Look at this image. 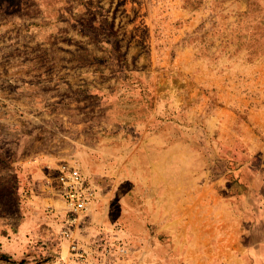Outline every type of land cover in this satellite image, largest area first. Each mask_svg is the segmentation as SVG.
Listing matches in <instances>:
<instances>
[{"label": "rangeland", "instance_id": "374dc122", "mask_svg": "<svg viewBox=\"0 0 264 264\" xmlns=\"http://www.w3.org/2000/svg\"><path fill=\"white\" fill-rule=\"evenodd\" d=\"M257 59L264 0H0V264H33V246L35 264H52L59 251L60 197L44 215L62 213L33 230V146L67 157L51 171L57 178L63 166H78L79 138L139 137L159 112L170 140L196 132L209 175L233 179L229 204L243 234L253 228L263 239L260 153L240 142L217 148L218 131L204 127L223 103L209 88L213 70ZM230 104L243 120L244 104Z\"/></svg>", "mask_w": 264, "mask_h": 264}, {"label": "crops", "instance_id": "0c3cea01", "mask_svg": "<svg viewBox=\"0 0 264 264\" xmlns=\"http://www.w3.org/2000/svg\"><path fill=\"white\" fill-rule=\"evenodd\" d=\"M220 69V73L213 70L217 84L209 88L222 95L223 103L204 127L207 133L218 131L217 148L224 150L240 142L249 151L260 153L264 162V59L235 61ZM235 101L244 104L243 120L233 111L237 106L230 104ZM260 101L261 105L255 104ZM152 115L157 126L150 129L142 124L139 137L85 144L79 138L78 168H73L89 180L95 196L71 228L78 247L89 253L92 237L100 230L111 233L109 226L117 223L123 228L117 235L132 244L127 258L118 264L262 263L264 238L256 240L253 228L248 237L244 235L241 214L230 208L229 198L236 192L231 189L233 179L209 175L214 168L204 166L198 157L196 132L187 140H170L163 113ZM66 158L63 153L35 152L33 146L29 167L33 170L34 231L44 226L43 218L46 225L51 224L65 210L53 208L54 215H44L47 205H61L58 182L51 171ZM247 243L257 246L246 247ZM68 247L66 241L57 245L62 260L70 256ZM36 253L33 246V264Z\"/></svg>", "mask_w": 264, "mask_h": 264}, {"label": "built area", "instance_id": "2783aa9c", "mask_svg": "<svg viewBox=\"0 0 264 264\" xmlns=\"http://www.w3.org/2000/svg\"><path fill=\"white\" fill-rule=\"evenodd\" d=\"M61 198L65 204L63 211V227L60 232V241L69 243L70 256L62 260L59 252L55 253L52 264H118L119 260L127 258V252L131 242L117 235L123 230L120 224L114 223L109 226L111 233L100 230L89 242L87 253L78 247L73 240L71 228L80 213L88 211L94 200L95 189L89 180L78 169L63 166L56 178Z\"/></svg>", "mask_w": 264, "mask_h": 264}]
</instances>
